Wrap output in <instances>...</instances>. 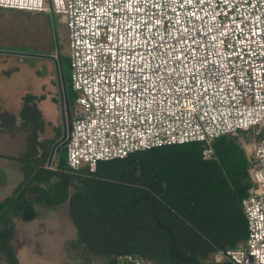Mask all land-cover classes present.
Instances as JSON below:
<instances>
[{
    "label": "built area",
    "instance_id": "built-area-1",
    "mask_svg": "<svg viewBox=\"0 0 264 264\" xmlns=\"http://www.w3.org/2000/svg\"><path fill=\"white\" fill-rule=\"evenodd\" d=\"M0 11L67 22L78 95L66 147L72 174L191 144L211 161L220 138L264 136V0H0ZM251 160L248 237L217 263L264 264V139ZM115 264L147 263L127 255Z\"/></svg>",
    "mask_w": 264,
    "mask_h": 264
},
{
    "label": "trees",
    "instance_id": "trees-1",
    "mask_svg": "<svg viewBox=\"0 0 264 264\" xmlns=\"http://www.w3.org/2000/svg\"><path fill=\"white\" fill-rule=\"evenodd\" d=\"M69 68L68 58L63 75L70 104L75 93ZM37 103L38 98L27 96L20 116L26 148L15 161L24 181L0 205V264H20L13 249L15 220L35 214L36 208L58 210L66 205L80 232L79 244L71 248L79 257L88 248L108 257L109 264L127 255L147 264H233L217 263L215 256L248 237L243 202L253 184L251 157L239 143L244 133L218 139L211 161L203 158L204 145L191 144L139 152L125 160L101 162L95 173L84 168L72 174L66 148L59 169L48 168L63 131H56V141L46 137Z\"/></svg>",
    "mask_w": 264,
    "mask_h": 264
},
{
    "label": "crops",
    "instance_id": "crops-1",
    "mask_svg": "<svg viewBox=\"0 0 264 264\" xmlns=\"http://www.w3.org/2000/svg\"><path fill=\"white\" fill-rule=\"evenodd\" d=\"M0 12H2L1 16L4 17V12L7 11ZM10 12L17 13L18 15H36L17 11ZM4 38L9 40L8 36H5ZM10 57L15 58L16 56L0 53V111L17 115L18 120L21 122L20 116L24 107V99L30 95L38 98V108L42 112L47 125L46 137L52 141H56V131L62 129V118L60 117L61 98L55 64L52 62L50 63V61L47 62L48 66L44 72L46 73V79L44 81L45 83H48L47 86H40L41 82L39 83V78H36L40 72L36 69L34 70L35 75L32 74L30 78V81L35 78L32 83L30 82L32 86L29 83L28 88L25 87L27 91L24 90L23 93H21V91L15 93V89L21 90L24 88V71L20 65H15L13 61L14 59H11ZM48 87L50 89H47ZM47 90L50 92H47ZM15 95H17V99L12 102L11 100ZM0 135L5 136L10 144H15L18 140H20L22 144V151L19 152L17 157H2L8 163L5 169L10 174H13L12 179L14 177L16 180L17 187L12 192L11 196L0 203L1 205L6 200L13 197L14 193L24 181L21 165L17 163L15 159L18 158L26 148V135L22 131L21 125L16 129L0 130ZM60 155L58 160L55 161L53 167H50L48 163V168L50 170L57 171L59 169ZM6 171L0 169V191H4L9 185L10 177L8 178ZM15 180H12L13 183ZM70 192L71 195L75 194L76 191L74 187L70 188ZM67 206L68 205L63 206L58 210L36 208L32 220L27 221L23 218L22 220L17 219L14 221L15 239L13 241V249L20 264H22L20 251H22L23 258L27 262L28 257H33L35 260L37 258L41 259V256L37 251L41 253L42 249L45 250L44 253H57L58 259L61 261L59 264H95V260H102V264H109L108 257L97 256L94 253L89 252L88 248H86V252L80 257L76 249H74L75 251L71 250L72 245H76V243L79 244L81 239L79 229L76 227ZM62 211L65 212V216L60 215V212ZM56 217L62 226L57 225V222L53 221ZM50 221L53 222V224Z\"/></svg>",
    "mask_w": 264,
    "mask_h": 264
},
{
    "label": "rangeland",
    "instance_id": "rangeland-1",
    "mask_svg": "<svg viewBox=\"0 0 264 264\" xmlns=\"http://www.w3.org/2000/svg\"><path fill=\"white\" fill-rule=\"evenodd\" d=\"M1 13L2 12H0V53H18L23 55L40 57V59H32L27 57H10L11 59H14L13 61L15 65H20L24 71V88L21 90L15 89L14 92L18 93L21 91V93H23L24 90L28 88V84L30 82L32 83L35 79L33 78L30 81L31 75L34 74V70L36 69H38L40 72L39 75L37 74L39 77L36 76L37 79L39 78V83L41 82L40 86H47L48 83H45L44 81L46 79V73L44 72L47 69L48 61L41 59V57H58L60 53L62 60L64 61L67 67V59L69 58V39L67 22L65 18L61 15H56L54 13L18 15L17 13L7 11L4 12V17L1 16ZM5 36H8L9 40H6L4 38ZM66 71L68 73V77L71 78V68H69L68 70L66 69ZM47 89L50 88L48 87ZM47 92L50 91L47 90ZM77 98L78 95L74 94L70 102V110L72 117L75 116V112L78 109L76 103ZM16 99L17 95L13 96L11 101L14 102L16 101ZM61 115L62 113L60 114V117L62 118ZM254 138V131L244 133L239 137V143L245 149L248 157H251V145L254 142H259L263 140L264 136L256 137L255 139ZM20 151H22V144L20 140H18L15 144H10V142L8 141V139L5 138V136L0 135V169L6 171L5 167L8 164L6 160L2 157H17ZM6 172L8 178L10 177V180L8 187L4 191H0V203L9 196H11L12 192L17 187L16 180L14 179V177L12 179L13 174H10L8 171ZM12 180H15L14 183ZM255 192L258 194L259 189H255ZM60 215L65 216V212H60ZM53 221H56L57 225H61L57 217L53 219ZM51 223L53 224V222ZM44 251V249H42L41 253L37 251L38 254L41 256V259L37 258L35 260L33 257H28L27 262L23 258L22 251H20L22 264H59L61 262L58 259L57 253L52 252V254H48L44 253ZM102 263V260H95V264Z\"/></svg>",
    "mask_w": 264,
    "mask_h": 264
},
{
    "label": "water",
    "instance_id": "water-1",
    "mask_svg": "<svg viewBox=\"0 0 264 264\" xmlns=\"http://www.w3.org/2000/svg\"><path fill=\"white\" fill-rule=\"evenodd\" d=\"M11 56L16 57H27L32 59H40V57L23 55L18 53H6ZM41 59L50 61L55 64L58 76V84L60 89V98H61V113H62V126H63V136L60 141H58L51 152L49 159V166L53 167L55 165V161L58 160V157L63 149H65L68 145L69 135L72 130L73 117L70 110V104L68 99V89L66 80L63 75V60L61 54L59 53L58 57H41ZM21 125V122L18 120L17 115L10 114L7 112L0 111V130H11L16 129ZM140 171L138 172V177H140ZM34 217L33 214H24L25 220H32Z\"/></svg>",
    "mask_w": 264,
    "mask_h": 264
},
{
    "label": "flooded vegetation",
    "instance_id": "flooded-vegetation-1",
    "mask_svg": "<svg viewBox=\"0 0 264 264\" xmlns=\"http://www.w3.org/2000/svg\"><path fill=\"white\" fill-rule=\"evenodd\" d=\"M62 129H63V126H62Z\"/></svg>",
    "mask_w": 264,
    "mask_h": 264
}]
</instances>
